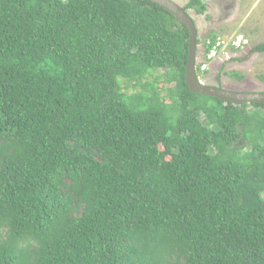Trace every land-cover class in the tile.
Here are the masks:
<instances>
[{"label":"trees","instance_id":"trees-1","mask_svg":"<svg viewBox=\"0 0 264 264\" xmlns=\"http://www.w3.org/2000/svg\"><path fill=\"white\" fill-rule=\"evenodd\" d=\"M188 49L149 0H0V264H264V103L192 92ZM160 69L170 103L122 90Z\"/></svg>","mask_w":264,"mask_h":264},{"label":"rangeland","instance_id":"rangeland-1","mask_svg":"<svg viewBox=\"0 0 264 264\" xmlns=\"http://www.w3.org/2000/svg\"><path fill=\"white\" fill-rule=\"evenodd\" d=\"M184 6L189 0H175ZM206 10L197 13L191 8L198 29L197 70L206 85L243 91H264V53L253 47L264 41V0H203ZM216 35L215 54L207 51V43ZM219 43V44H218ZM239 43V44H237ZM164 69L153 70L140 81H122L128 94L147 92V81H156L160 95L170 103ZM161 76V79H158ZM249 107V111H252ZM264 112V109H261Z\"/></svg>","mask_w":264,"mask_h":264},{"label":"water","instance_id":"water-1","mask_svg":"<svg viewBox=\"0 0 264 264\" xmlns=\"http://www.w3.org/2000/svg\"><path fill=\"white\" fill-rule=\"evenodd\" d=\"M171 12L189 32V49L186 66V83L194 93L217 97L234 104L264 103V91H243L203 84L197 74L198 29L193 17L175 0H149Z\"/></svg>","mask_w":264,"mask_h":264},{"label":"built area","instance_id":"built-area-1","mask_svg":"<svg viewBox=\"0 0 264 264\" xmlns=\"http://www.w3.org/2000/svg\"><path fill=\"white\" fill-rule=\"evenodd\" d=\"M218 44H219V43H218ZM237 44H239V43H237ZM216 47H217V46H216V44H215V45L213 46V50H212V53H213V54H215Z\"/></svg>","mask_w":264,"mask_h":264},{"label":"clouds","instance_id":"clouds-1","mask_svg":"<svg viewBox=\"0 0 264 264\" xmlns=\"http://www.w3.org/2000/svg\"><path fill=\"white\" fill-rule=\"evenodd\" d=\"M198 74V73H197Z\"/></svg>","mask_w":264,"mask_h":264}]
</instances>
